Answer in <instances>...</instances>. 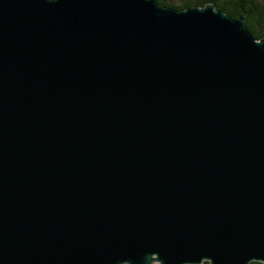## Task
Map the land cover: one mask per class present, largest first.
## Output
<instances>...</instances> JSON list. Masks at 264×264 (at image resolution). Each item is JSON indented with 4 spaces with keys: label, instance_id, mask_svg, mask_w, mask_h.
Masks as SVG:
<instances>
[{
    "label": "water",
    "instance_id": "water-1",
    "mask_svg": "<svg viewBox=\"0 0 264 264\" xmlns=\"http://www.w3.org/2000/svg\"><path fill=\"white\" fill-rule=\"evenodd\" d=\"M264 263V37L212 3L0 0V264Z\"/></svg>",
    "mask_w": 264,
    "mask_h": 264
},
{
    "label": "trees",
    "instance_id": "trees-1",
    "mask_svg": "<svg viewBox=\"0 0 264 264\" xmlns=\"http://www.w3.org/2000/svg\"><path fill=\"white\" fill-rule=\"evenodd\" d=\"M161 6L187 9L194 6L204 7L214 4L233 18H244L248 28L257 39L264 37V0H157ZM203 264H210L204 262ZM251 264H264L252 262Z\"/></svg>",
    "mask_w": 264,
    "mask_h": 264
}]
</instances>
